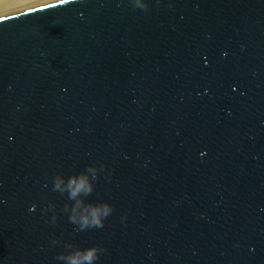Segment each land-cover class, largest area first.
Wrapping results in <instances>:
<instances>
[{
    "label": "water",
    "instance_id": "obj_1",
    "mask_svg": "<svg viewBox=\"0 0 264 264\" xmlns=\"http://www.w3.org/2000/svg\"><path fill=\"white\" fill-rule=\"evenodd\" d=\"M150 4L0 16V264H264V0ZM92 163L114 211L74 233L53 180Z\"/></svg>",
    "mask_w": 264,
    "mask_h": 264
},
{
    "label": "clouds",
    "instance_id": "obj_2",
    "mask_svg": "<svg viewBox=\"0 0 264 264\" xmlns=\"http://www.w3.org/2000/svg\"><path fill=\"white\" fill-rule=\"evenodd\" d=\"M132 8L149 11L150 0H130ZM105 169V165L89 164L78 173L65 176L58 172L53 180V191L60 195H67L68 202L63 205L62 211L68 215L69 223L75 225L74 233L88 231L94 228H102L106 219L113 213L114 205L110 201H88L95 190L99 180V173ZM56 205L49 204L48 208L55 209ZM45 209V211L48 210ZM58 214L54 212L52 222L55 223ZM53 245L61 243L60 238H53ZM63 251L56 259L61 264H96L101 255L106 251L99 243L82 247L74 241L63 243Z\"/></svg>",
    "mask_w": 264,
    "mask_h": 264
},
{
    "label": "bare ground",
    "instance_id": "obj_3",
    "mask_svg": "<svg viewBox=\"0 0 264 264\" xmlns=\"http://www.w3.org/2000/svg\"><path fill=\"white\" fill-rule=\"evenodd\" d=\"M53 0H0V16L50 2Z\"/></svg>",
    "mask_w": 264,
    "mask_h": 264
},
{
    "label": "snow or ice",
    "instance_id": "obj_4",
    "mask_svg": "<svg viewBox=\"0 0 264 264\" xmlns=\"http://www.w3.org/2000/svg\"><path fill=\"white\" fill-rule=\"evenodd\" d=\"M61 3H67V0H61ZM51 5H48V7Z\"/></svg>",
    "mask_w": 264,
    "mask_h": 264
}]
</instances>
